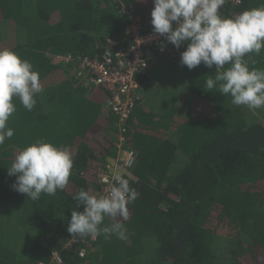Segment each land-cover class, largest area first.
Instances as JSON below:
<instances>
[{
  "label": "trees",
  "instance_id": "obj_1",
  "mask_svg": "<svg viewBox=\"0 0 264 264\" xmlns=\"http://www.w3.org/2000/svg\"><path fill=\"white\" fill-rule=\"evenodd\" d=\"M261 5L264 0H226L220 12L234 17ZM122 8L140 13L144 28L153 29V0H0L7 29L0 49L30 61L42 85L31 111L14 98L8 121L14 135L0 145V208L14 207L12 229L29 232L18 244L8 229L0 231V264L47 261L52 250L62 264H264V122L250 117L247 106L232 104L230 95L203 88L216 68L182 66L186 43L155 50L136 75L142 88L126 139L137 155L126 179L139 197L128 204L127 221L103 222L124 223L127 238L89 235L86 244L78 239L64 248L72 210L83 211L72 197L81 188L101 194L97 173L115 155L117 128L105 90L84 84L50 54L98 57L108 38L127 43L131 16ZM247 59L264 69V49ZM39 139L67 146L74 164L63 190L32 201L13 190L16 177L8 168Z\"/></svg>",
  "mask_w": 264,
  "mask_h": 264
},
{
  "label": "clouds",
  "instance_id": "obj_2",
  "mask_svg": "<svg viewBox=\"0 0 264 264\" xmlns=\"http://www.w3.org/2000/svg\"><path fill=\"white\" fill-rule=\"evenodd\" d=\"M226 0H153L151 11L153 33L164 36L179 49L185 43L180 63L189 70L204 64L216 68L203 88H214L232 97V104L249 109L264 107V69L250 67L248 55H259L264 49V5L247 9L234 17H225L220 9ZM173 22H177L173 28ZM42 90L40 74L30 61L12 49H0V145L14 135L8 121L16 111L14 98L31 111L36 95ZM73 157L67 146H56L44 139L22 149L8 168L15 176L13 190L26 194L32 201L41 194L55 196L69 182ZM131 164H129V167ZM106 194H93L81 188L72 198L83 205V211L71 212L67 231L78 238L104 235L125 240L124 223L104 224L105 217L129 219L128 204L139 197L129 180L120 173Z\"/></svg>",
  "mask_w": 264,
  "mask_h": 264
},
{
  "label": "built area",
  "instance_id": "obj_3",
  "mask_svg": "<svg viewBox=\"0 0 264 264\" xmlns=\"http://www.w3.org/2000/svg\"><path fill=\"white\" fill-rule=\"evenodd\" d=\"M230 2L238 5L242 0H230ZM122 13L131 16V22L126 26L127 43L117 38H108L103 52L98 57L74 56L70 53L50 54L54 63L62 67H70L84 84L103 88L106 92L105 107L116 116L115 155L106 157L102 168L97 173L101 194H106L110 189V185L114 183L112 176L115 173L118 172L127 178L136 162L137 152L126 139V121L139 99L142 88L136 75L147 69L149 56L155 50L169 49L168 41L164 36L144 28L140 13L128 8H122ZM176 23L173 22V28ZM129 164H131L130 167ZM78 239L82 244L88 242L86 237L78 238L71 235L67 238L64 248L71 249ZM78 255L82 257L85 255L84 246L78 249ZM62 263L61 253L58 250H52L47 261L32 264Z\"/></svg>",
  "mask_w": 264,
  "mask_h": 264
},
{
  "label": "rangeland",
  "instance_id": "obj_4",
  "mask_svg": "<svg viewBox=\"0 0 264 264\" xmlns=\"http://www.w3.org/2000/svg\"><path fill=\"white\" fill-rule=\"evenodd\" d=\"M7 34V29L5 28V25L0 23V38H4ZM250 117H253L257 120H260L264 122V107H261L259 109H252V111L247 112ZM247 115V114H246ZM14 207L10 206H2L0 208V231H5V229H8L7 232L9 234L12 233V237H16V239L19 241L18 244H24L26 242V237H28V231H22L19 232L16 230V232L12 229V225L10 222V217L12 216ZM19 232V233H18ZM150 246V244H148ZM19 249H21L22 245H16Z\"/></svg>",
  "mask_w": 264,
  "mask_h": 264
}]
</instances>
